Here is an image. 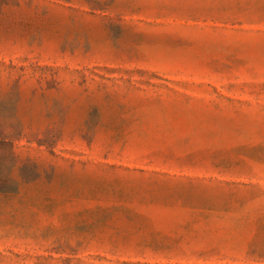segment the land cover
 <instances>
[{
	"label": "rangeland",
	"instance_id": "obj_1",
	"mask_svg": "<svg viewBox=\"0 0 264 264\" xmlns=\"http://www.w3.org/2000/svg\"><path fill=\"white\" fill-rule=\"evenodd\" d=\"M0 264H264V0H0Z\"/></svg>",
	"mask_w": 264,
	"mask_h": 264
}]
</instances>
